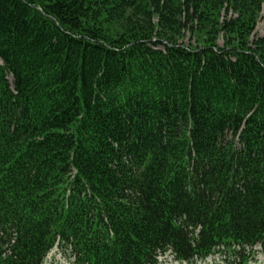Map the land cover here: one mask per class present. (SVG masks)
<instances>
[{
	"label": "trees",
	"instance_id": "16d2710c",
	"mask_svg": "<svg viewBox=\"0 0 264 264\" xmlns=\"http://www.w3.org/2000/svg\"><path fill=\"white\" fill-rule=\"evenodd\" d=\"M263 1L0 0V264L56 244L77 264L220 245L247 264L264 244Z\"/></svg>",
	"mask_w": 264,
	"mask_h": 264
},
{
	"label": "rangeland",
	"instance_id": "374dc122",
	"mask_svg": "<svg viewBox=\"0 0 264 264\" xmlns=\"http://www.w3.org/2000/svg\"><path fill=\"white\" fill-rule=\"evenodd\" d=\"M261 12L259 14V19L256 25V28L251 35V39L257 38L260 36L264 35V1L262 2L261 5ZM224 12V11H223ZM224 15V13H223ZM230 16H236V12L230 11L229 17ZM159 20V15L154 14L153 16V22L158 24ZM182 42H184L186 45L188 44H194L195 43V38L192 37V34L190 30H185L184 31V36L180 38ZM223 36L222 34L220 35V38L218 40L219 44H223ZM257 249L259 251L262 250V246L258 245L254 247L255 250V255L252 253L250 254V264H257ZM261 255V253L259 254ZM74 256H72V253L70 251V247L65 248L61 245H56L51 251L48 253L46 260L43 264H75L74 263ZM240 263V258L235 256L234 254H231L227 252L226 250H219L216 253L212 254L206 259L200 260L197 263L194 264H239ZM158 264H190L189 262H181L177 259L174 258L172 253L167 252L164 255L159 256V262Z\"/></svg>",
	"mask_w": 264,
	"mask_h": 264
}]
</instances>
